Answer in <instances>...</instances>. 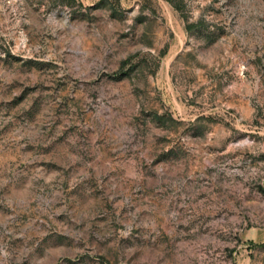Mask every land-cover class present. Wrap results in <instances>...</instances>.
<instances>
[{"label": "rangeland", "instance_id": "rangeland-1", "mask_svg": "<svg viewBox=\"0 0 264 264\" xmlns=\"http://www.w3.org/2000/svg\"><path fill=\"white\" fill-rule=\"evenodd\" d=\"M0 264H264V0H0Z\"/></svg>", "mask_w": 264, "mask_h": 264}]
</instances>
